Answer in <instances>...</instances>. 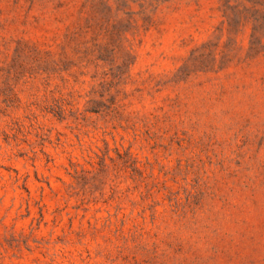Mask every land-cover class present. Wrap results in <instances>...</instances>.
<instances>
[{
	"label": "rangeland",
	"instance_id": "rangeland-1",
	"mask_svg": "<svg viewBox=\"0 0 264 264\" xmlns=\"http://www.w3.org/2000/svg\"><path fill=\"white\" fill-rule=\"evenodd\" d=\"M0 264H264V0H0Z\"/></svg>",
	"mask_w": 264,
	"mask_h": 264
}]
</instances>
